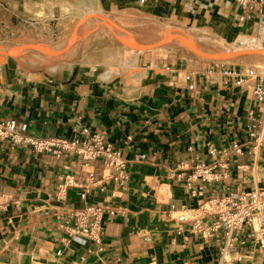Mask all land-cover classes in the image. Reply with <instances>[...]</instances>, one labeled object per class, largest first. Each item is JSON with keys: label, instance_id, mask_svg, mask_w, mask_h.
I'll return each mask as SVG.
<instances>
[{"label": "crops", "instance_id": "crops-1", "mask_svg": "<svg viewBox=\"0 0 264 264\" xmlns=\"http://www.w3.org/2000/svg\"><path fill=\"white\" fill-rule=\"evenodd\" d=\"M88 10L101 11L139 47L149 45L164 24L189 36L211 33L224 40L264 27V7L245 11L233 0H0L1 42L24 37L50 48L67 39ZM89 33L87 47L75 42L60 68L42 61L37 69L12 61L0 67V121L15 118L35 137L70 138L83 127L100 131L128 159V180L119 185L109 179L117 171L103 158L39 153L0 139V264H264L263 249L251 252L250 233L240 234L242 242L220 263L222 230L202 239L186 227L178 230L174 219L182 210L192 215L210 196H235L264 182L262 149L256 157H233L224 179L188 183L196 157L212 161L208 144L219 147L245 136L249 109L264 119V101L256 103L250 88L223 73L246 65L197 59L170 42L131 52L102 26ZM108 57L122 60L128 70L107 69ZM65 179L73 184L60 191ZM84 186L89 201L115 209L103 219L101 251L66 241L65 226L72 210L83 205Z\"/></svg>", "mask_w": 264, "mask_h": 264}, {"label": "built area", "instance_id": "built-area-1", "mask_svg": "<svg viewBox=\"0 0 264 264\" xmlns=\"http://www.w3.org/2000/svg\"><path fill=\"white\" fill-rule=\"evenodd\" d=\"M233 1L245 11L264 7V0ZM223 73L233 76L236 85L250 88L256 103L264 101V73H260L255 66H245L240 70L225 69ZM185 78L189 79V74H186ZM188 88L196 90L194 83H189ZM245 119L247 123L244 127L245 136L243 138L233 136L228 145L219 147L208 144L206 154L212 158L210 163H205L196 157L197 159L190 166L193 170L188 183H193L198 179L205 183L224 179L233 157L245 154L256 157L259 151L264 149V119L256 115L255 107L248 110ZM25 131L26 124H19L15 118L0 121V139H9L17 147L24 146L39 153L51 152L55 155L70 152L86 160L103 158L107 166L117 171L109 179L118 181L119 185H123L128 180L126 170L128 159L123 157L119 151L113 150L111 145L104 141L103 133L100 131H91L88 127H83L70 138L35 137L26 134ZM179 165L180 169L185 168L183 163ZM71 184H73L71 180L65 179L60 185V191ZM192 194L195 195V190ZM89 195L88 186H84L79 193L83 205L72 210L71 224L65 226L69 235L66 241L87 242L95 245L97 251H101L103 249L101 245L103 219L112 217L115 209L106 202L89 201ZM208 218L212 219L209 224L205 221ZM174 219L178 230L182 231L186 227L202 239H209L213 237L215 231L222 230L225 241L220 248V263L223 261L224 254L236 242H242L239 237L242 233H250L252 236L251 252L258 248L264 250V182L259 187L240 191L235 196H210L193 208L192 215L182 210L176 212ZM62 252V249L56 250L57 255H61Z\"/></svg>", "mask_w": 264, "mask_h": 264}, {"label": "rangeland", "instance_id": "rangeland-1", "mask_svg": "<svg viewBox=\"0 0 264 264\" xmlns=\"http://www.w3.org/2000/svg\"><path fill=\"white\" fill-rule=\"evenodd\" d=\"M77 20L73 23L67 39H65L60 43H56L52 45L50 48L37 45L36 46L37 53L43 58L58 57L64 51L67 45H69L70 48H72L73 44L77 42L79 39H80L79 47L83 48L82 46H84L85 49L87 47V41L90 36L89 31L90 32L94 31V28H97L99 26H102L103 29L105 30H109L107 25L104 23L103 19L97 15H93L88 18H85L83 21L79 23H77L78 22ZM111 25H112L111 27L112 31L118 37L117 39H119L121 42H123L129 47H132V44L137 45L130 35L124 33V31L120 30L115 25L113 24ZM164 25L166 27L159 33L161 34L159 38L156 39L155 37L150 43V45L156 43L164 44L165 42H170L172 45L175 46V48L180 49L181 51L184 52H189L183 45V38L180 35H178L176 32H174V28L167 27L168 24H164ZM78 29L80 30L78 31ZM263 31H264V27H261L260 33L248 35L249 37L254 38L255 40H259L258 43L259 45L257 46H261V49H252L256 51L248 53L245 56H236L234 58L224 59L220 61L227 63H239L246 66H250V65L255 66L260 73H264V37L262 38L264 34ZM242 36H247V35H242ZM83 38H87L84 44L82 42L84 40ZM187 38H188V42L189 43L192 42L199 51L210 54V53H222L227 50L234 51L233 49L236 47L237 44L236 39L238 38V36H231L229 39L224 40L223 39L224 37L212 35L211 33L205 34L203 36H197L195 35V33L190 32V36L187 34ZM2 39L3 36L0 35V44L2 43L1 42ZM115 42H117L116 39ZM242 50H246V49H242ZM118 51H119L118 53H125L129 55V53L126 50H122L121 48H118ZM69 55H70V50L69 52H67V54L64 56L62 60L50 64V67H52L53 69L60 68L66 62ZM196 57L197 59H204L201 57L198 58V56ZM205 60H209V59H205ZM11 61L12 63H16L19 66L32 67L33 69L43 67L42 62L32 54V52L29 50L25 42H13L9 44L6 47L4 54L0 56V67L6 66L8 63H11ZM209 61H215V60H209ZM106 64H109L107 69L113 67L114 68L120 67L122 71L128 70V68L126 67L125 63L122 60L114 62L110 57H108L104 65L106 66ZM134 64L135 61H131L128 65L134 66Z\"/></svg>", "mask_w": 264, "mask_h": 264}, {"label": "water", "instance_id": "water-1", "mask_svg": "<svg viewBox=\"0 0 264 264\" xmlns=\"http://www.w3.org/2000/svg\"><path fill=\"white\" fill-rule=\"evenodd\" d=\"M93 15H97L99 16L100 18L103 19L104 23L107 25L108 29L110 31H112L111 27V22L110 20L108 19V17L106 15H104L101 11L99 10H88V11H85L79 18H78V22H81L83 21L85 18H88L90 16H93ZM174 32H176L178 35H180L182 38H183V45L184 47L192 54V55H195V56H198V57H201V58H204V59H209V60H224V59H230V58H234L236 56H245L247 55L248 53H251V52H254L256 50H252V49H246V50H235V51H224L222 53H203L199 50H197L196 48H194L189 42H188V38H187V34L180 30V29H174ZM161 34L157 35L156 36V39L159 38ZM118 43L121 47H123L124 49H127L131 52H140V51H143V50H147V49H150V48H153L154 46L158 45V43L156 44H153V45H146L144 47H139V48H132V47H129L125 44H123L122 42H120V40H118ZM13 42H25L29 48V50L32 52V54L37 57L40 61L44 62V63H56L60 60H62L64 58V56L66 55V53L68 52L70 46L67 45L64 49V51L55 59H52V60H45L43 59L36 51V45H34L29 39L27 38H24V37H11V38H8L6 39L5 41H3L1 44H0V56H2L4 54V51L6 49V47L13 43Z\"/></svg>", "mask_w": 264, "mask_h": 264}, {"label": "bare ground", "instance_id": "bare-ground-1", "mask_svg": "<svg viewBox=\"0 0 264 264\" xmlns=\"http://www.w3.org/2000/svg\"><path fill=\"white\" fill-rule=\"evenodd\" d=\"M263 33H264V31H263ZM259 37V36H258ZM264 37V34H263V36H262V38ZM261 41V40H260ZM236 47L233 49L234 51L235 50H242V49H261V46H257V45H259L258 43H259V40H255L254 38H251V37H249V36H239L237 39H236ZM190 44L194 47V48H196L195 47V45L192 43V42H190ZM132 47H134V48H139V46L138 45H134V44H132ZM197 49V48H196ZM198 50V49H197ZM115 68H113V70H114ZM110 70H111V68H110Z\"/></svg>", "mask_w": 264, "mask_h": 264}]
</instances>
